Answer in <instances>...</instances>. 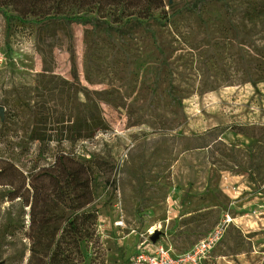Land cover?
I'll return each instance as SVG.
<instances>
[{"label": "rangeland", "instance_id": "1", "mask_svg": "<svg viewBox=\"0 0 264 264\" xmlns=\"http://www.w3.org/2000/svg\"><path fill=\"white\" fill-rule=\"evenodd\" d=\"M163 1L119 25L0 7V160L27 174L31 130L87 122L92 136L64 148L113 170L84 264H127L153 235L177 256L217 231L202 264H264V0ZM10 191L0 261L26 264L29 207Z\"/></svg>", "mask_w": 264, "mask_h": 264}, {"label": "trees", "instance_id": "2", "mask_svg": "<svg viewBox=\"0 0 264 264\" xmlns=\"http://www.w3.org/2000/svg\"><path fill=\"white\" fill-rule=\"evenodd\" d=\"M20 21L59 18L70 22L92 21L119 25L133 20L155 19L163 0H0ZM215 130L205 136L214 135ZM87 122H73L46 131L31 130L29 138L41 143L25 174L14 155L0 160V186L10 187L7 198L29 207L25 235L30 255L26 264H84L87 248L98 251L97 212L93 208L98 190L113 166L97 157L67 151L65 144L89 139ZM216 140V138L214 139ZM54 143V146L51 145ZM199 147H205V143ZM16 227L5 228L15 233Z\"/></svg>", "mask_w": 264, "mask_h": 264}, {"label": "built area", "instance_id": "3", "mask_svg": "<svg viewBox=\"0 0 264 264\" xmlns=\"http://www.w3.org/2000/svg\"><path fill=\"white\" fill-rule=\"evenodd\" d=\"M218 234L219 231L209 233L189 252L177 256L173 255L172 248L167 243L150 241L145 245L144 241L127 264H202L208 252L217 243Z\"/></svg>", "mask_w": 264, "mask_h": 264}, {"label": "water", "instance_id": "4", "mask_svg": "<svg viewBox=\"0 0 264 264\" xmlns=\"http://www.w3.org/2000/svg\"><path fill=\"white\" fill-rule=\"evenodd\" d=\"M0 116H2V109H1V107H0ZM156 238H157V235H153V236L151 237V241H152V242H155V241H156ZM0 264H1V261H0Z\"/></svg>", "mask_w": 264, "mask_h": 264}]
</instances>
